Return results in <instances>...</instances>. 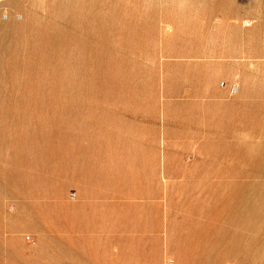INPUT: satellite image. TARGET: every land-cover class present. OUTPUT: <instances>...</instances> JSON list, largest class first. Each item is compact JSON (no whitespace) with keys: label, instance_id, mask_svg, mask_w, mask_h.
<instances>
[{"label":"rangeland","instance_id":"1","mask_svg":"<svg viewBox=\"0 0 264 264\" xmlns=\"http://www.w3.org/2000/svg\"><path fill=\"white\" fill-rule=\"evenodd\" d=\"M0 264H264V0H0Z\"/></svg>","mask_w":264,"mask_h":264},{"label":"crops","instance_id":"2","mask_svg":"<svg viewBox=\"0 0 264 264\" xmlns=\"http://www.w3.org/2000/svg\"><path fill=\"white\" fill-rule=\"evenodd\" d=\"M88 221H91L90 219ZM96 228L92 224L87 226V231L90 233L91 231H94ZM81 238V237H80ZM91 239V238H90Z\"/></svg>","mask_w":264,"mask_h":264}]
</instances>
